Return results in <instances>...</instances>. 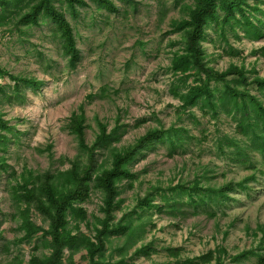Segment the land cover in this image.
<instances>
[{"label":"rangeland","instance_id":"1","mask_svg":"<svg viewBox=\"0 0 264 264\" xmlns=\"http://www.w3.org/2000/svg\"><path fill=\"white\" fill-rule=\"evenodd\" d=\"M84 1L75 17L65 10L78 49L73 68L51 22L40 20L37 25L23 26L8 21L0 27V67L10 75L40 82L38 88L19 83L15 89L8 76L0 77V113L17 132L0 152L8 166L0 172V264L18 258L27 264L31 254H47L38 238L40 232L30 242H21L17 217L24 205L13 197L10 183L22 172L36 175L69 167L68 159L78 149L67 124L79 108L85 117L86 143L94 139L97 120L106 123L107 129L115 122L122 125L121 145L132 143L150 128L182 126L187 130L182 147L160 144L135 157L131 168L137 178L131 190L116 197L122 202L115 220L132 214L136 200L148 193L154 195L153 188L191 182L203 175L215 186L237 182L251 172L258 180L250 183L249 195L237 192L232 197L236 202L220 205L215 213L191 207L171 213L163 209L139 211L140 219L134 222L139 231L129 240L110 237L100 264L182 263L219 248L226 252L225 264H256V256L241 261L230 258L250 250L264 258V160L253 150H247V160H231L233 156L227 154L233 147L226 145L227 139L237 144L243 141L232 117L220 111L212 117L211 111L199 105L181 112L178 99L170 92L173 82L176 84L169 71L171 57L182 48L181 33L172 32L171 24L185 18L184 5H190L191 0H111L114 12L96 1ZM260 10L252 14L262 21L260 25L251 18L261 30L259 38H248L237 29L236 35L228 33L224 40L209 31L204 44L208 66L219 72L230 64L243 65L248 76H263L264 5ZM193 81L188 76L185 85ZM178 88L183 86L178 84ZM249 90L255 94L254 89ZM153 203L161 205L162 201L155 195ZM100 205L97 192L81 204L86 210V222L80 224L82 233L93 235L91 229L102 218ZM28 216L36 227L47 228L43 216L33 208ZM136 216L133 213V218ZM149 243L147 253H134ZM3 245L9 247L7 252ZM171 249L178 250L177 257L170 255ZM73 261L86 264L83 252L74 255Z\"/></svg>","mask_w":264,"mask_h":264},{"label":"trees","instance_id":"2","mask_svg":"<svg viewBox=\"0 0 264 264\" xmlns=\"http://www.w3.org/2000/svg\"><path fill=\"white\" fill-rule=\"evenodd\" d=\"M93 1L108 11H115L111 0ZM85 4L84 0H0V27L8 21L23 26L37 25L40 20L51 22L54 32L61 38L68 65L73 68L78 61V49L73 29L65 17V10L75 17L77 7ZM262 5L264 0H191L190 5H184L185 18L171 24L172 32L181 33L182 48L171 57L169 71L176 84L173 82L170 92L178 99L181 112L199 105L201 109L211 111L212 117L216 118L219 111L232 117L238 132L243 135V141L237 144L236 140L227 139L226 145L233 147L227 154L233 156L231 160H247V150L257 151L264 160V72L262 77H250L243 65L234 64L218 72L208 66L204 44L208 40L209 31L224 40L228 33L236 35L237 29L243 31L248 38L261 37V30L251 18L258 25L262 23L259 18L252 16L254 12H261ZM4 76L13 81L15 89L19 83L34 88H38L40 84L33 78L10 75L0 67V77ZM188 76H192L194 81L185 85ZM178 84L183 88L179 89ZM210 84L214 86L211 87ZM250 88L255 90V94H251ZM2 116L0 113V152L10 137L17 134ZM96 127L93 141L86 143L85 117L79 108L78 112L71 114L67 124L68 133L75 137L78 149L77 154L68 159L69 167L36 175L32 171L22 172L10 183L13 197L24 205L17 217L20 221L18 230L22 232L21 242H30L40 232L38 238L47 249V254H31L27 264H61L64 257L65 264H74L73 256L81 252L86 264H100L99 260L110 237L123 236L129 240L139 231L134 223L140 219L139 211L155 209L160 212L163 209L171 213L191 207L193 210L208 208L215 213L214 209L220 205L228 201L232 204L236 202L232 197L237 192L249 195L252 192L250 183H258L255 172L237 182L228 181L217 186L208 184L204 175L197 176L191 182L153 188L154 195L148 193L136 200L132 214H123L115 220V212L121 209L119 205L122 202L116 197L125 190H131L137 178L131 168L135 157L160 144H167L171 149L178 145L182 147L187 130L182 126L150 128L132 143L121 145V124L115 122L107 129L106 123L97 120ZM220 145V153L224 155ZM7 167L0 156V172H5ZM94 192L101 195L99 211L102 218L98 221V226L91 229L93 235L89 236L80 231V224L86 222V210L81 204ZM155 195L162 201L161 205L153 203ZM183 197L184 201L181 200ZM31 208L43 216L47 222L46 229L36 227L29 220ZM133 213L137 214L136 218H133ZM149 245L150 243L140 246L134 253H147ZM2 249L7 252L9 247L3 245ZM225 254V250L219 248L195 259H185L182 263L181 260H175L174 264H225ZM170 255L177 257L178 250L171 249ZM253 256L257 257L256 264H264V258L252 250L230 259L241 261ZM21 263L22 260L18 258L4 264ZM119 263L124 264L123 261Z\"/></svg>","mask_w":264,"mask_h":264}]
</instances>
